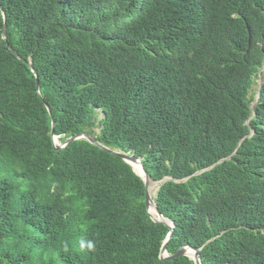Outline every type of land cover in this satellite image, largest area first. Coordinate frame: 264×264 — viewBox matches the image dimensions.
I'll return each instance as SVG.
<instances>
[{"label": "trees", "instance_id": "obj_1", "mask_svg": "<svg viewBox=\"0 0 264 264\" xmlns=\"http://www.w3.org/2000/svg\"><path fill=\"white\" fill-rule=\"evenodd\" d=\"M262 68L264 0H0V264H195L161 258L130 164L63 147L80 133L173 178L154 197L170 255L264 264Z\"/></svg>", "mask_w": 264, "mask_h": 264}, {"label": "water", "instance_id": "obj_2", "mask_svg": "<svg viewBox=\"0 0 264 264\" xmlns=\"http://www.w3.org/2000/svg\"><path fill=\"white\" fill-rule=\"evenodd\" d=\"M6 31H7V27L6 25L4 26V31H3V38L6 39ZM29 66L32 68V63L29 62L28 63ZM261 73L262 71H260V79H259V84H260V87L258 89V93H257V96H256V99L252 102L251 104V110L253 112V114L249 117V119L246 121V124L248 126H250V121L251 119L254 117L255 115V105L259 102L260 100V91H261V88L263 86V81L261 80ZM37 86H38V90H39V81L37 79ZM53 134H54V131H53ZM254 134V130L253 128H251V133L242 138V140L240 141L237 149L235 150L234 154H236L241 146V144L244 142L245 139L253 136ZM78 139H86L88 140L90 143L94 144V145H97L103 149H106L107 151L113 153V154H116L118 155L119 157H121L125 162H127L128 164H130L134 170V172L139 175L144 183H145V187H146V202H147V209H148V213L150 214L151 218L157 222V223H162L164 225H166L167 227L170 228V233L169 235L167 236L166 240L164 241V244H163V247H162V252H161V258L163 260H167V259H174L176 257H179V256H182V255H185V256H188L190 257L191 259H193L195 261V264H203L202 263V260H201V257H200V251L201 249L199 248H194V247H191V246H185V247H182L179 251H177L175 254L173 255H170V253L168 252V244L169 242L171 241V239L173 238V235H174V230H175V225L174 223L169 219V218H166L165 216H163L159 210H158V207H157V203L155 202L154 200V197L156 196L157 192L160 190L161 186L166 183L167 181H170L172 180L173 178L171 177H165L163 178L162 180H159V181H155V180H152L149 175L147 174L145 168H144V164H143V158L142 157H135L134 155H131V154H124L122 152H118L116 150H111L110 148L104 146L103 144H101L99 141H97L94 136L88 134V133H80L78 135H75L73 137H70L64 144H63V147L68 145L69 143L71 142H74ZM54 143L57 144L58 141H57V136L54 135ZM233 158V155L232 156H229L227 158H223L221 159L220 161H218L217 163L211 165L210 167H207L201 171H198L195 175H198L202 172H205V171H208L210 169H213L215 168L218 164L220 163H223L225 162L226 160H230ZM133 162H138L140 167H141V171L138 172L134 165H133ZM189 178H185V179H177L176 181L177 182H185L186 180H188Z\"/></svg>", "mask_w": 264, "mask_h": 264}, {"label": "rangeland", "instance_id": "obj_3", "mask_svg": "<svg viewBox=\"0 0 264 264\" xmlns=\"http://www.w3.org/2000/svg\"><path fill=\"white\" fill-rule=\"evenodd\" d=\"M262 69L264 71V68H262ZM259 79H260V77L256 80V83L254 85L253 91L251 92V95H250V97H255V99H256V95L258 93V89L260 87ZM261 80H264V76H261ZM96 116H97V120L100 121L101 119L104 118V112L102 110L98 109ZM97 124H98V126H97V128H95L96 129L95 131L96 132H100L101 125L99 124V122H97Z\"/></svg>", "mask_w": 264, "mask_h": 264}, {"label": "bare ground", "instance_id": "obj_4", "mask_svg": "<svg viewBox=\"0 0 264 264\" xmlns=\"http://www.w3.org/2000/svg\"><path fill=\"white\" fill-rule=\"evenodd\" d=\"M134 163V162H133ZM137 164H139L138 162H136ZM140 166V165H139ZM138 172L141 171V167L139 169H136Z\"/></svg>", "mask_w": 264, "mask_h": 264}, {"label": "clouds", "instance_id": "obj_5", "mask_svg": "<svg viewBox=\"0 0 264 264\" xmlns=\"http://www.w3.org/2000/svg\"><path fill=\"white\" fill-rule=\"evenodd\" d=\"M261 71H263V69H261ZM263 81V80H262ZM58 138V137H57Z\"/></svg>", "mask_w": 264, "mask_h": 264}]
</instances>
